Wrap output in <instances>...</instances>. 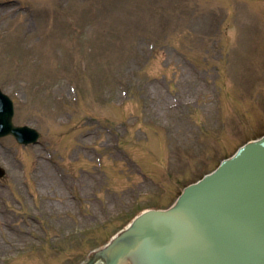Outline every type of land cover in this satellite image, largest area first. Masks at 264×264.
Listing matches in <instances>:
<instances>
[{"label": "rangeland", "instance_id": "374dc122", "mask_svg": "<svg viewBox=\"0 0 264 264\" xmlns=\"http://www.w3.org/2000/svg\"><path fill=\"white\" fill-rule=\"evenodd\" d=\"M0 88V264L87 262L264 135V0H0Z\"/></svg>", "mask_w": 264, "mask_h": 264}, {"label": "water", "instance_id": "95a60500", "mask_svg": "<svg viewBox=\"0 0 264 264\" xmlns=\"http://www.w3.org/2000/svg\"><path fill=\"white\" fill-rule=\"evenodd\" d=\"M0 93V136L35 142L11 124ZM26 136V137H25ZM25 137V138H24ZM1 174V173H0ZM264 264V137L248 143L212 174L187 187L164 211H147L94 253L90 264Z\"/></svg>", "mask_w": 264, "mask_h": 264}]
</instances>
